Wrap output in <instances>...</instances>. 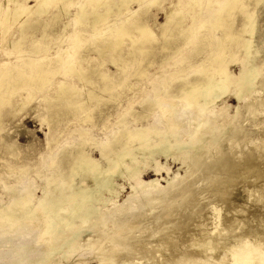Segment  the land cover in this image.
<instances>
[{
    "label": "rangeland",
    "instance_id": "obj_1",
    "mask_svg": "<svg viewBox=\"0 0 264 264\" xmlns=\"http://www.w3.org/2000/svg\"><path fill=\"white\" fill-rule=\"evenodd\" d=\"M8 1L9 0H0V17L5 14V11L15 7L14 1H9L10 3ZM20 1L24 2V0ZM84 1H86L84 5L85 8L90 9L93 5V1L82 0L81 3ZM180 2L181 0H156L153 6L142 3L130 5L132 12L137 10L142 12L141 21L148 22L149 26L155 32V35L158 37L157 40H151L150 50L146 53H137L136 55L129 54L126 56V59H124L122 55H125L128 49L133 46L131 40L128 38L124 39L120 55H111L109 51L106 55L100 56L98 53L92 51L94 45L91 43L94 42L83 43L77 51L76 55L79 54V61H81V63L77 65L80 68L86 71L97 70L99 72L113 74L114 81L119 83L114 90L103 93V102L98 105H96L94 101L90 102L89 105L87 104V108H90L88 112H90L93 117L91 121L87 120L89 115L86 111H65L66 102L61 101L63 94L57 91L55 83L57 81L69 80L71 76H65L64 71L59 69L62 63L61 60L59 61L57 59L48 64L49 68H55V70L58 71L56 75L49 77V83H46L43 87L36 86L38 81L37 78L30 88L28 87L25 90H20L11 97L9 103L2 105L0 112V115H2V124H0V208L6 207L10 203L13 195H15L10 188L22 185L27 186V189L19 194L20 198H25L29 190H31L33 193L32 203L36 205L38 200L43 196L44 191L48 189V179L46 180L48 173H50L51 176L56 174L59 165L62 164L60 158L64 154V149L69 145L83 142L80 148H84L94 159L99 160L100 163L104 165L105 161L101 158L99 153L100 149L98 148L100 143L111 142L112 145V143L117 142L121 132L127 124H130L127 126L130 129L135 124L142 127V124L146 126V124L152 121V117L155 113H152V115L150 113L151 118L148 120H142L138 123L133 122L134 117L132 112H143L144 106L146 105L144 100L147 94L150 93L155 102L158 101L157 99L161 101L160 98L156 97L154 92H152V83L148 84L146 77H143L142 69L146 70L154 80L156 79L155 75L158 79L156 81L163 80L164 77H158L159 75L157 73L160 59L165 57L162 46L168 41L181 43V41L189 35L188 32L181 36L175 35V33H169L167 38L160 37L159 27L165 22L164 13L170 11L172 8L173 10L176 9V5ZM79 3L80 0H74L70 8V14L68 16H62L57 21L48 20L57 13V8L52 10L49 9L50 12H47L41 17L40 20H42L43 23L38 27V30L26 29V33L28 32L30 35H35V39L40 40L41 43L46 44L47 47L48 42L51 40L52 43L48 47V50L43 52L41 56L52 57L53 55H57L59 47L68 43L69 34L72 33L73 30L80 28L75 21L76 13L80 10L78 6ZM25 5L33 6L35 5V0H29ZM179 9L180 8L177 7L176 11H179ZM251 9L255 12L256 18L255 37L253 38L254 42L252 47L260 49V54L257 56L255 63L258 68L261 67L263 70L264 0L257 6H252ZM99 10L102 11V7ZM115 12H117V10ZM176 13L179 14L180 12ZM189 13L190 10L189 12L186 10L182 15L188 16ZM128 14L129 13H126L120 17L113 16L107 23L118 22L128 16ZM30 16L31 15L26 12L19 19H11L8 21V25L5 24V26L11 30L9 35H4L0 31V61L15 62L17 59L26 60L28 57H31L32 52L35 51L33 41L26 43L20 51L11 47V42L21 35L20 24L27 19H34L36 17V15ZM236 19L238 22L241 21V14H237ZM44 23L49 25L48 28H51L50 39H48V31L47 35L43 34L42 28L45 25ZM69 23L70 26L62 35L65 25ZM190 23L191 18H188L185 25H189ZM83 28L86 31L84 32L85 38L91 37L92 33L90 27ZM235 28L236 24H234L233 30ZM209 30L210 29L206 27L203 33L209 32ZM216 33L220 34L219 31H216ZM134 34L137 38L141 37V40H147L146 37L143 38V36H140L138 33L134 32ZM246 35L248 37L249 34ZM208 42L209 41H206L205 43L208 44ZM210 44L216 45L217 42L212 40ZM61 48H63V46ZM192 49H194V46L189 45V47H184L182 51L188 55ZM170 51L172 55L167 60V63L172 65L176 63V60L181 54H175L173 50ZM148 54L150 56H147ZM82 55L85 58H82ZM154 56H156L157 59H154L155 61L153 64L149 65L148 58H154ZM134 57L138 60L132 62ZM145 57H147V59ZM197 58L201 59V55L196 57V60H198ZM225 62H228L231 78L240 74L241 63H235L234 59L228 58ZM183 67L186 74L190 73L191 70L188 69L189 67ZM121 68L124 71H122ZM25 69L27 70V68ZM165 69L164 73H167L166 71L170 68ZM63 70H65V67ZM171 70H169V73ZM260 71L261 70L258 71L260 74L258 73L259 75L257 74L258 76H256L251 83L245 84L244 87H242L244 93H242V99L239 100L234 95L233 90L236 88L232 87L227 93L220 95V97L215 99L211 104H205L203 106L204 110L200 109L201 112L198 110L194 111L190 108L185 109V114H183L182 119L183 123L192 118L194 112L197 113H195L193 117V128L191 127V130L195 131L198 122L201 123V128L202 124L205 125H203V129L198 127V129L201 130L198 134L200 135L202 132L200 135L201 140L199 139V142L201 141V147L199 143L197 145V147L199 146L201 148L198 147L200 150L196 147L192 149L185 148L182 150L183 152L179 150L172 151L173 154L168 157L156 156L145 159L141 153L137 151L135 162L133 158H127L125 164L113 174L111 187L106 190L99 189L97 191L98 198L93 204V208L96 212L92 220L83 223L77 219H75L76 221L73 220L74 218L72 220L70 219L74 228L67 232L63 231L62 223H59L61 225L58 224V227L61 226V229L57 227L60 236L56 238L57 242L52 245L56 250H51L52 252L48 251L51 255L47 253V250H49L48 235L45 236L40 232L43 227L42 221L44 219L46 220L48 215L42 216L40 219L42 221H38L39 223L33 221L34 224L30 223L32 221L30 217L22 218L17 224L9 228L6 227L5 229L7 230L4 232H1L3 228L0 227V233L5 235L12 234L16 230V227L22 225V233L19 239L20 244H23V242L27 240V235L34 234L37 239H35L34 242H37L33 246L32 252H30L28 258L31 260H38V257L42 256L43 258L41 259H44L40 261L42 264H100V261L104 259L103 255L105 258H114L111 260L114 261L111 264H177V262L178 264H185L184 257H186V264H192V262H194L193 264H234L231 259L237 254H241V260L238 262V264H241L242 260L247 258L248 254L253 251H259L260 254L263 253L264 241L263 243L261 242L264 240V70ZM17 78L25 79L19 76H17ZM92 78L95 82L99 80L96 76ZM189 78L193 79L195 75L193 76V74H191ZM177 79L178 74L173 75L165 83L164 87L171 89L173 86L177 85ZM76 81L81 88L87 85L85 80L82 82L79 80ZM146 85L147 88H145ZM156 86V88H160L164 91V87H161V85L157 84ZM29 94L32 98L28 101L27 96ZM86 95V89H83L78 94L79 97H85ZM75 99H77V97ZM129 101L133 102V109L131 112L125 113V121H120V114L125 112L129 107ZM172 104L176 105L179 110L183 109L180 103L177 104V102H172ZM50 108L55 110L57 114L54 115ZM157 112L160 113L158 110ZM186 113H188V115ZM217 113L226 116L222 115L223 117H221ZM197 115L200 118L196 117ZM213 115L219 116L220 118L213 117ZM202 116L204 117L203 120ZM162 121V128L167 130L166 118L164 117ZM210 121H212L214 125H212ZM204 122L207 123V126ZM218 125L221 129L223 128V130L216 128L219 127ZM81 128L86 129L87 132L82 133L80 131ZM182 128L184 130L186 129L187 132L190 130H188L189 126L186 125ZM212 129L216 130L212 132ZM168 137L171 136L168 135ZM48 140L50 142L49 144ZM156 141L157 139L154 138L152 143ZM133 142L136 144L138 140H133L129 143L134 145ZM217 152L224 153L220 157H217ZM56 153L59 154L60 157L58 156L55 160L54 154ZM236 156L238 157L236 158ZM52 160H55L57 165L49 167ZM225 162H227V164ZM135 164L136 167H139V171L137 172L138 175L136 173L132 174V177H130L131 172L127 167H135ZM235 166L237 169H235ZM126 171H129L128 173L130 175H128ZM153 179H156L160 184H155L156 187L154 188H147L146 190L149 191L145 193L138 182L143 181L146 183ZM76 182H81L85 187L92 186L93 184L92 179L89 178L83 181L80 177H77ZM222 182H224V184ZM167 184L170 185L168 186ZM171 185L172 188L170 189L169 187H171ZM163 188H165V190L167 188L169 191H165ZM179 188L186 189V192L190 188L191 190H189L191 192H181L182 189L180 190ZM176 189H178L177 193L175 191ZM223 190H225V192ZM159 192L162 193L160 194ZM164 192L169 193H167L168 195L165 193L163 197ZM181 193L185 195L181 197ZM137 196L139 197L137 198ZM157 196L161 198V200L155 198ZM142 199H144L143 202L141 201ZM155 199L157 201H155ZM128 200L131 201V210H127V212L124 210L119 214L117 213V216L115 214L116 217H112V215V218H109V220L105 218L108 213L116 210L120 205L126 206L127 203L129 204L130 201ZM133 201L136 202L134 203ZM122 217H124V220L126 218V220L124 221L122 219L123 221H121L120 219ZM114 218L120 219H116L115 222L113 221ZM113 222L115 224L117 223L116 226L122 224L121 227L123 225L125 227L123 226L119 229L120 226L116 227ZM173 222H175L174 224L177 227H175ZM113 226L115 227V231ZM131 231H133V233H130ZM158 231L160 232L158 233ZM62 232H64V234ZM115 232L121 233L120 235L122 238ZM105 233H108V236H106ZM109 234L115 237L111 236L112 239H110ZM133 235H135V237ZM126 236L132 239L129 240ZM256 236L262 237V239L259 237L256 238ZM124 237L125 239L123 240ZM108 238L110 241H108ZM38 239H40V241ZM63 240L65 241L63 242ZM111 240H113L116 245L118 244L117 247L113 245L115 243ZM0 241H3L2 237H0ZM122 241L123 243H121ZM119 243L121 245L127 244L128 246L125 245L127 248L124 247V245L120 247ZM163 246L166 247V250ZM207 246L208 248H206ZM228 250H230L229 253ZM6 251L7 254L11 253V249L8 250V248H6ZM170 251H173L172 253L174 254ZM169 252L172 255H170ZM175 253L177 254V258ZM232 255L234 256L232 257ZM191 256H194L193 259L197 261L196 263ZM51 257H54V259ZM99 258L101 260H99ZM171 258L174 263L172 260L170 261ZM45 259L47 261H45ZM107 261L111 262L110 259ZM19 264L22 263L20 262ZM34 264L37 263L34 262ZM251 264H257V262L253 261Z\"/></svg>",
    "mask_w": 264,
    "mask_h": 264
},
{
    "label": "bare ground",
    "instance_id": "obj_2",
    "mask_svg": "<svg viewBox=\"0 0 264 264\" xmlns=\"http://www.w3.org/2000/svg\"><path fill=\"white\" fill-rule=\"evenodd\" d=\"M9 1H14L15 7L11 10L5 11V14L0 17V31L4 35H9L11 33V30L10 28L5 26V24L8 25L9 23L8 21H10L11 19L17 20L26 12H28V14H30L31 16L36 15L34 19H27L26 21L20 24L21 35L16 40L11 42V47L20 51L22 50V47L26 43L33 41L34 46H35V51L32 52L31 57H28L26 60L17 59L15 62L14 61H11V62L0 61V112H1L2 105L9 103L11 97L15 95L16 93H18L20 90H25L28 87L30 88V86L35 82L37 78H38V81H37L36 86L38 85L40 87H43L46 83H49L50 81L49 77L56 75L58 71H56L55 68H49L48 64L52 63L53 60L56 61L57 59L59 61L61 60V63H62V66H60L59 69H62V71H64L65 76H71V79L69 80L57 81L55 83L57 91L63 94V98L61 101L66 102L65 111L67 112L68 111H78V112L86 111L89 115L87 120L91 121L93 117L91 116V113L88 112L90 108H87L89 103L94 101V103L98 105L99 103L103 102V97H102L103 93L114 90L117 87V84L119 83L114 81L113 74H110L107 72H99L97 70L86 71L85 69H82L77 65V64H80L81 61H79L80 59L79 54L76 55V53L80 49V47L83 45V43L94 42V43H91L92 45H94V49H92V51L95 53H98L100 56L106 55V53L109 51L111 52V55L113 54L120 55L122 52L121 47L124 44V39L128 38L131 40L133 46L128 49L125 55H122L123 58L126 59V56L129 54L136 55L137 53H140V54L146 53L147 51L150 50L151 40L153 39L157 40L158 38L155 35V32L149 26V23L141 21L142 12H140L139 10L132 12L130 8L131 7L130 5L134 3H142V4H147V5L149 4L150 6H153L155 5L156 0H89V1H93V5L90 9L85 8L84 5L86 1L81 3L82 0H80V3L78 5L80 10L77 11L76 19H75V21L77 22V25L80 28L73 30V32L69 34L70 37L68 35L69 37L68 43L66 45L63 44L59 47V52L57 55H53L52 57L41 56L43 52L48 50V47L52 43L51 40L50 42H48V47H47V45L44 43L42 44L40 40H36L35 35H30L28 34V32L26 33V29L38 30V27L43 23V21L40 20L41 17L47 12L49 13L50 12L49 9L52 10L54 8H57L58 11L54 16H52L48 20L57 21L62 16H68L70 14V8L74 0H35V5L33 6L25 5V3L28 2L29 0H24V2L20 0H9ZM261 1L262 0H181V2L176 5V9L177 7L180 8L179 11H176V9L173 10L172 8L170 9V11H167L166 13H164L165 22L161 24V26L159 27L160 37L167 38L169 33L171 34L175 33V35L181 36L185 34L186 32H188L189 35L186 36V38L183 41H181V43H177L176 41L175 42L168 41L162 46L163 52L165 53V57L160 59V65H159V69L157 70V73L159 75L158 77L160 76L164 77L163 80L156 81L158 80L156 75H155L156 79L154 80V78H151L150 74H148L146 70L142 69L143 72L140 71L142 72L143 77H146L148 84L152 83V88H153L152 92H154L156 97H159L161 101L157 99L158 101L155 102L152 99L150 93L147 94V97L144 100V102H146V105L144 106L143 112L142 113L132 112L133 117H134L133 122L138 123L139 121H142V120L143 121L148 120L151 118L150 113L151 115L152 113H155V115L152 117V121L146 124V126L145 124H142V127L137 126V124H135L130 129L127 127L130 124H127L125 128L123 129V131L121 132L120 138L117 142L112 143V145H111V142L100 143L98 145V148L100 149L99 153H100L101 158L105 161L104 165H102L99 160L94 159L90 155V153L87 152L84 148H80L83 142H77L73 145H69L68 147H66V149H64V154L61 156V158L62 157L63 158L62 159L60 158L62 164L59 165V168L56 171V174L54 176H51V174L48 173V177L46 178V180L48 179V189L47 190L44 189L45 191L43 193V196L38 200L36 205L32 203L33 193L31 190H29L25 198H20L19 196V194L23 190L27 189V186L22 185V186L11 187L10 190H12V192H14L15 195H13L10 203L6 207L4 206L3 208L2 207L0 208V227L3 228L1 232H4L5 230H7L5 229L6 227L9 228L10 226L17 224L18 222L22 220V218L30 217L32 221L31 222L29 221V222L34 224V222H38V221L41 222L42 220L40 219L42 216L48 215V218H46V220L43 218L44 219L42 221L43 227H42V230H40V232L41 234H44L45 236L48 235L49 250H47V253L48 251L50 252H52L53 250L55 251L56 249L52 245L55 242H57L56 238H59L60 236L59 231H58L59 229H57L58 224L62 223L63 231L67 232L68 230H71L74 228V225L72 224L70 219L72 220L74 218L73 220L77 219L78 221L83 222V223L89 220H92L96 212L95 209L93 208V204L98 198L97 191L99 189L100 190L109 189L113 182L112 180L113 174L116 173L117 170L125 164V160L127 158H131V159L133 158V161L135 162L137 151L141 153V155L145 159V158L156 157V156L157 157H162V156L168 157L171 154H173L172 151H177V150L182 151L185 148L192 149L196 147L198 150H200L201 141L199 142V139L201 140L200 135L202 134V132L200 135L198 134L200 133L199 131H201L198 129V127L200 129H203L204 124H202V128H201L200 127L201 123L198 122V125L195 131L191 130L190 128L192 127L193 120H194L193 117L196 112H194V114L192 112L193 119L190 118L187 120V122L183 123L182 119H183V114H185V109L190 108L194 111L196 110L200 111V109H203V106L205 104H211L212 102H214L215 99L220 97V95L227 93L232 87L236 88L233 90V93L240 100L242 99L241 97L243 93L242 87H244L245 84L251 83L255 79V77L260 74L258 72L259 70L261 71L264 70V69L262 70L261 67H260L261 69L258 68L255 63V61L257 60V56L260 54V49L252 47V44L254 42L253 38L255 37L256 18H255V12L252 11L251 7L257 6ZM101 7L103 9L102 11L99 10ZM116 10L117 12H115ZM186 10L188 12L190 10V13L188 16L187 15L183 16L182 14ZM176 12H180V13L177 14ZM126 13H129L128 16H126L122 20L115 22V23H110V24L107 23L111 17L113 16L120 17ZM237 14H241L242 16V19L239 22L236 19ZM188 18H191V23L189 25H185ZM234 24H236V28L233 30ZM69 26H70V23L65 25V28L62 31V35L66 32ZM48 27L49 25L45 24L42 30H43V34H46V35L48 31V39H50L51 28H48ZM83 27L85 28L90 27L91 33H92L91 37L89 36L87 37V39L85 38L84 32L86 31L84 30ZM206 27H208L210 30L209 32L203 33V30ZM216 31H219L220 34L216 33ZM134 32L138 33L140 36H143V38L146 37L147 40H141L142 39L141 37L137 38ZM246 34H249L248 37ZM212 40H215L217 44L211 45L210 43ZM206 41H209L208 44L205 43ZM136 44H138L137 45L138 47L137 46L134 47ZM189 45L194 46V49H192L191 52H189L188 55H186L182 50L184 49V47H189ZM62 46L63 48H61ZM170 50H173L174 51L173 53L175 54L177 53L181 54V56L176 60V63L172 65L167 63V60L172 55ZM200 55H201V59L197 58L199 61L196 60V57ZM147 56H150V55L148 54ZM82 58H85V57L82 55ZM145 58L147 59V57ZM227 58L234 59L235 63H241V70L238 76H234L233 78H231L232 76L228 68V62H225ZM76 59H77V62H76ZM148 59H149V62H148L149 65H152L153 62L155 61L154 59H157V57L154 56V58L151 57ZM82 60L87 61L85 59H82ZM137 60L138 59L134 57L132 62L137 61ZM183 66H185V68L189 67L188 69L191 70L190 73L186 74V72H184L185 69ZM64 67H65V70H63ZM25 68H27L28 71ZM165 68H170L169 70L171 69L172 70L170 73H169V70L166 71L167 73H164V70H166ZM121 70L124 71L122 68ZM175 74H178L177 85L173 86L171 89H167L166 87H164L168 79ZM191 74H193V76L195 75V78L193 79L189 78V75ZM17 76H19L20 78L24 77L25 79H18ZM93 76H96L99 80L95 82L92 78ZM76 80H79L81 82L85 80V83L87 85H84V88H81L78 86ZM157 84L161 85V87H164V91L161 90L160 88H156ZM145 88H147V85L145 86ZM83 89L87 90V95L85 97H79L78 94ZM76 97L77 99H75ZM31 98L32 97L29 94L27 96V100L29 101L31 100ZM172 102H177V104L180 103L183 109L179 110L176 105L172 104ZM132 104L133 102L129 101V104H128L129 107L126 109L125 112L120 114L121 115L120 121H125L126 119L125 113L131 112V110L133 109ZM50 109L54 115L57 114L55 110H53L52 108ZM157 110L160 113H158ZM239 111H240V108H239ZM186 114L188 115V113ZM214 115L213 117H217V118L219 116L221 117L226 116L223 114H222L223 116L221 114H218L219 116H214ZM164 117L166 118V121H167L166 123L167 130L163 129L161 126V124L163 123L162 120ZM196 117H199V116L197 115ZM1 119H2V115H0V124H2ZM203 119L204 117L202 118V120ZM217 121H216V125H217ZM184 125L189 126L188 130L189 129L190 130L188 132L186 129L184 130L182 128ZM212 125H214L213 122H212ZM206 126H207V123H206ZM226 126H229V125H226ZM210 128H211V124H210ZM216 128H220V126ZM213 130H216V129H212V132H214ZM221 130H223V128ZM80 131L82 133L87 132V130L84 128L83 129L81 128ZM168 135H170L171 137H168ZM154 138L157 139V141L152 143ZM133 140H138V143L135 144V142H133L134 145H131L129 142ZM49 143L50 142L48 140V144ZM198 143L200 146L198 147L200 149L197 147ZM223 153L224 152H217L216 155L217 157L218 156L220 157ZM54 156L56 160L59 154L56 153L54 154ZM237 157L238 156H236V158ZM55 160H52L50 162L49 167H54L57 165ZM225 163L227 164V162ZM127 168L131 172V175H130L128 173L129 171L128 172L126 171L128 175H130V177H132V174H136L139 171L138 169L139 167H136V164H135V167H127ZM235 169H237L236 166H235ZM77 177H80L83 181L88 178L92 179V183H93L92 186L85 187L84 185H82L81 182L77 183L76 182ZM147 182L146 183H144L143 181L138 182L139 186L143 188V191L145 193H148L149 191V190H146L147 188H154L156 187L155 184L157 183L160 184V182H157L156 179H153L152 181L148 183ZM222 183L224 184V182ZM169 188L171 189L172 185ZM189 189L188 191L191 190ZM163 190H165V188H163ZM177 190L178 189L175 190L176 193H177ZM180 190H179V194H180ZM185 190L182 189L181 192ZM170 191H173V190H170ZM188 191L187 192L185 191V192L188 193ZM223 191L225 192V190ZM165 193L167 194L169 192H164L163 197L165 196ZM184 195H182L181 193V197ZM138 197L139 196H137V198ZM155 198L161 200V198H158V196ZM143 200L144 199H142L141 201L143 202ZM155 201L157 200L155 199ZM130 204H131V201L129 204L127 203L126 206L120 205L119 208L116 207L117 209L108 213L105 218L109 220V218L114 217L115 214L117 216V213L119 214L120 212H123L124 210L125 212H127V210L128 211L131 210L132 205L130 206ZM116 219L119 220L120 218L119 219L116 218ZM116 219L114 218L113 221H115ZM122 219L124 220V217H122L120 220L123 221ZM128 220L131 221L130 219ZM174 223L175 222H173V224ZM113 224L115 223L113 222ZM116 225L117 223L115 224V226ZM121 225L118 224V226L116 227L120 226L119 227L120 229L124 226L123 225L121 227ZM21 227L22 225H20L19 227H16L15 228L16 230L12 234L5 235L3 233H0V237L3 238V241L2 242L0 241L1 242L0 243V264H19L20 262L22 264H32V263L34 264V262H36L37 264H42L40 263V261L41 260L43 261L44 259H41L43 258L41 255H40L41 257H38L39 258L38 260L32 259L35 261H32L31 259L28 258V255L30 254V252H32L33 246L37 242V241L34 242V240L36 239L34 234L27 235L28 236L27 240L23 242V244H20L19 239L22 233ZM60 227L61 226H59L58 228ZM175 227L177 226L175 225ZM114 231H115V227H114ZM133 231H131L130 233H133ZM64 232L62 233L64 234ZM159 232L160 231H158V233ZM115 233L119 234V236L122 238V236L120 235L121 233H117V232ZM216 234H220V233H216ZM106 236H108V233L106 234ZM111 236L115 237L114 235H111ZM111 236H110V239H112ZM133 236L135 237V235ZM127 237L128 236H126V238ZM257 237L259 236H256V238ZM259 238L262 239V237H259ZM110 239L108 241H110ZM124 239L125 237L123 238V240ZM127 239H129V237ZM38 240L40 241V239ZM64 241L65 240H63V242ZM263 241L264 240H262L261 243H263ZM121 243H123V241ZM113 245H116V243ZM122 245L120 244L119 246L121 247ZM125 245L124 247H126ZM202 246H203V243H202ZM263 246H264V243H263ZM163 247L166 250V247L165 246ZM6 248H8V250L11 249L10 254L6 253L7 252ZM135 248L137 249L136 246ZM159 248H162V247H159ZM206 248H208V246ZM229 251L230 250H228V253ZM163 252H160V253H163ZM170 252L172 253L173 251H170ZM113 253H116V252H113ZM171 253L170 255L174 254V253L172 254ZM240 253H241V250H240ZM177 254H176V258H177ZM233 256L234 255H232V257ZM103 257H104L103 260L99 258V260H101L100 264H111L114 262V261H111L114 259L112 257L111 258L108 257L111 262L107 261L109 259L105 258L104 255ZM51 258L54 259V257H51ZM185 258L186 257H184L185 264H186ZM191 258L193 259L194 256H191ZM47 260L45 259V261ZM171 260L173 262L172 258L170 259V261ZM231 260L234 264H238V262L241 260V254L235 255ZM187 261H188V258H187ZM253 261H256L257 264H264V252L260 254L259 251H253L252 253L248 254L247 258H244L242 260L241 264H251ZM196 262L197 261L195 260V263ZM193 263L194 262H192V264Z\"/></svg>",
    "mask_w": 264,
    "mask_h": 264
}]
</instances>
